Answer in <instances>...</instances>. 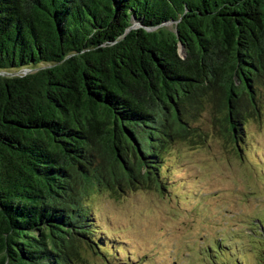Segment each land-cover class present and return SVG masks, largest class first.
Instances as JSON below:
<instances>
[{
	"label": "trees",
	"instance_id": "1",
	"mask_svg": "<svg viewBox=\"0 0 264 264\" xmlns=\"http://www.w3.org/2000/svg\"><path fill=\"white\" fill-rule=\"evenodd\" d=\"M262 86L264 0H0V264L109 259L94 196L161 189L205 114L239 141Z\"/></svg>",
	"mask_w": 264,
	"mask_h": 264
},
{
	"label": "rangeland",
	"instance_id": "2",
	"mask_svg": "<svg viewBox=\"0 0 264 264\" xmlns=\"http://www.w3.org/2000/svg\"><path fill=\"white\" fill-rule=\"evenodd\" d=\"M254 100L257 116L241 126L239 141L225 138L221 123L203 115L197 127L204 143L168 151L161 189L118 198L97 193L91 206L98 233L115 249L107 260L82 249L86 263L215 264L219 255L212 262L200 253L223 237L234 256L255 264L264 246V86Z\"/></svg>",
	"mask_w": 264,
	"mask_h": 264
},
{
	"label": "water",
	"instance_id": "3",
	"mask_svg": "<svg viewBox=\"0 0 264 264\" xmlns=\"http://www.w3.org/2000/svg\"><path fill=\"white\" fill-rule=\"evenodd\" d=\"M20 73H22V74H26L27 73V71H21ZM17 74V73H16ZM16 74H11V75H16Z\"/></svg>",
	"mask_w": 264,
	"mask_h": 264
}]
</instances>
